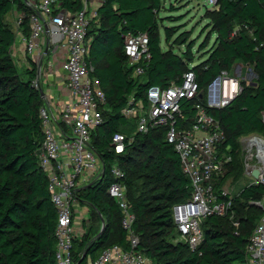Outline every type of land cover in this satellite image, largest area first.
<instances>
[{
  "label": "trees",
  "instance_id": "16d2710c",
  "mask_svg": "<svg viewBox=\"0 0 264 264\" xmlns=\"http://www.w3.org/2000/svg\"><path fill=\"white\" fill-rule=\"evenodd\" d=\"M60 2L62 9L72 14L82 8L81 0ZM14 9L26 14L21 28L26 37L31 34L28 18L32 11L26 0H0V264H57L58 211L39 160L45 139L41 110L46 101L42 89L34 84L38 67L33 64L24 78L13 58L16 34L7 16ZM164 10V0H107L89 29L94 76L100 79L107 98L104 123L92 134V148L103 172L75 193L79 206H90L91 216L89 225L84 224V235L74 240V264L94 262L113 246L129 248L124 214L108 194L115 183L125 187L129 211L135 217L132 229L140 240L138 251L149 264H249L247 247L263 216L256 203L264 195V185L246 186L232 197L225 216L205 219L204 241L198 250L176 243L179 232L172 210L191 198V179L167 142V128L140 133V120L125 118L122 111L131 100L147 108L151 88L180 84L189 71L204 90L223 71L232 73L241 63L242 79L244 73L254 79L250 84L242 81L243 92L231 106L209 111L225 132L222 152L232 158L226 174L215 181L220 201H229V196H222L224 185L231 178L238 181L245 176L240 140L254 134L264 139V0H217L216 7L205 13L216 39L206 52L208 58L197 66H192L196 42L188 43V32L180 33L172 43L180 26L165 27L168 50L164 51L161 27L165 19L160 17ZM139 34L148 36L151 59L131 67L125 45L130 36ZM180 47L185 51L177 53ZM207 48L208 40L201 50ZM137 67L144 73L135 77ZM198 104V99L182 101L180 129H191ZM117 134L133 138L121 154L112 145ZM115 166L124 172L123 180L114 178ZM104 222L103 234L94 241ZM84 254L87 257L81 261Z\"/></svg>",
  "mask_w": 264,
  "mask_h": 264
},
{
  "label": "built area",
  "instance_id": "2783aa9c",
  "mask_svg": "<svg viewBox=\"0 0 264 264\" xmlns=\"http://www.w3.org/2000/svg\"><path fill=\"white\" fill-rule=\"evenodd\" d=\"M106 1L81 0V10L72 14L62 9L60 0H26L32 11L28 18L31 34L24 39L26 52L38 60L45 59L43 38H47L50 45L49 53L63 52L62 68L67 74V86L74 98L59 116L51 108L44 107L41 110L45 139L39 160L49 178V191L58 211L57 264H74L73 243L82 235L78 231L76 217L78 203L75 193L80 188L79 183H89L103 172V165L92 148V134L104 123L103 110L107 106V98L100 79L94 76L88 33L92 23L98 20L99 10ZM207 2L213 8L217 5V0ZM26 17L25 14L18 21L19 27ZM148 45L146 34L127 39L125 54L131 67L151 59ZM50 65L53 66V63ZM143 73V68L137 67L135 77ZM34 84L38 88L39 80ZM242 92V74L232 75L223 71L201 90L194 72L189 71L184 74L180 84L172 83L166 89L151 88L147 108L131 100L122 111L125 118L140 120V133L167 128V142L180 156L182 170L193 186L191 198L172 210L174 224L179 232L176 243H184L192 251L198 250L204 241L203 221L213 215L225 216L232 206L230 194L223 190L222 196H229V201H220L215 190L216 179L226 174V166L232 162V158L222 152L226 141L225 132L209 111L228 108ZM193 99L199 100L196 120L191 129H180L178 122L184 117L182 101ZM62 123L71 131L70 136L61 128ZM132 140L123 134L115 135L112 144L115 152L123 153L127 141ZM251 165L247 164V171L252 176L257 168ZM112 174L117 180L125 177L117 166L112 169ZM255 184L264 185V176L255 180ZM108 194L119 203L124 214L123 226L127 231L129 248L113 246L89 264H149L150 260L138 251L140 240L132 229L135 217L129 211L124 185L113 184ZM256 205L263 211V216L247 247V256L249 264H264V195Z\"/></svg>",
  "mask_w": 264,
  "mask_h": 264
},
{
  "label": "rangeland",
  "instance_id": "374dc122",
  "mask_svg": "<svg viewBox=\"0 0 264 264\" xmlns=\"http://www.w3.org/2000/svg\"><path fill=\"white\" fill-rule=\"evenodd\" d=\"M165 10L162 11L160 17L165 19L164 26L161 27V38H162V47L164 51L168 50V47L165 43V27H179V33L174 36L172 39V43H174L175 39L180 33L188 32V36H190L188 43L196 42L195 48L193 50L195 62L192 66H197L208 58L206 54L209 49L213 46L215 42V37L211 36L210 28L208 27L209 21L205 18V13L207 10H212L213 7L207 2V0H165L164 3ZM176 8V9H172ZM208 40V48L207 50H201V46L204 42ZM177 47V46H176ZM176 49H179L178 47ZM185 51V47H180V50H175L177 53L180 51ZM242 64H237L234 73H238L242 68ZM19 68L20 74L26 77V70L24 68ZM252 74L249 76L244 73L242 81L250 84V80L254 79ZM254 137L263 138L261 135L254 134L248 137H244L240 140L241 142V162L245 167V176L238 181H235L233 178L229 179L223 187V190L230 194L231 197L237 196V194L246 186H249L255 183L254 178L248 173L247 164L251 163L252 168H262L263 164L257 158V152L254 148H247V139H252ZM251 155V156H250ZM251 157L253 158L251 160ZM239 195V194H238ZM88 216V208H83L80 217L87 218Z\"/></svg>",
  "mask_w": 264,
  "mask_h": 264
},
{
  "label": "crops",
  "instance_id": "0c3cea01",
  "mask_svg": "<svg viewBox=\"0 0 264 264\" xmlns=\"http://www.w3.org/2000/svg\"><path fill=\"white\" fill-rule=\"evenodd\" d=\"M24 15L25 13L19 11L18 9H14L7 16V21L16 34V43L13 47V58L15 59L17 66L20 68H24L25 70L31 69L33 64L38 67L37 79L39 80V87L42 90H44L46 94V99H45L46 107L49 109L51 108L53 113L56 116H59L63 108L66 105L70 104L72 101H74L71 90L67 86L68 84L67 74L62 68L64 53L57 52L54 54V52L51 51L49 55L42 60H38L34 57H30L26 52L25 43H24V39L27 37L24 35L21 26L20 27L18 26V21ZM42 42L45 43V46L47 47V38H43ZM165 43H166V39H165ZM50 50H54V49L51 48ZM50 63H53V66H51ZM41 64L42 67H40ZM237 64L239 65L241 63H237ZM60 126L66 133L67 130L66 126L63 123ZM102 171H103V167H102ZM89 183L80 182L79 185L80 187H84ZM240 192L238 194H240ZM83 208H88L87 218L80 217ZM90 216H91L90 206L88 205L77 206L76 208L77 227H78V231L82 233L81 236H83L85 233L84 224L86 223V225H89L90 223Z\"/></svg>",
  "mask_w": 264,
  "mask_h": 264
},
{
  "label": "water",
  "instance_id": "95a60500",
  "mask_svg": "<svg viewBox=\"0 0 264 264\" xmlns=\"http://www.w3.org/2000/svg\"><path fill=\"white\" fill-rule=\"evenodd\" d=\"M49 48H50V45L49 43H47V47L45 49V56H48L49 54ZM42 67V64L41 66ZM242 74V69L239 70L238 72V75L241 76ZM41 96L43 99H46V94H45V91L44 90H41ZM260 176H264V165L262 166V168L260 169H255L253 172H252V177L255 179V180H259ZM105 227H106V224L105 222L103 223V227H102V230L100 232V234L95 238L94 241H96L97 239L100 238V236L103 234L104 230H105ZM87 257V254H84L83 258L81 261H84Z\"/></svg>",
  "mask_w": 264,
  "mask_h": 264
},
{
  "label": "bare ground",
  "instance_id": "6f19581e",
  "mask_svg": "<svg viewBox=\"0 0 264 264\" xmlns=\"http://www.w3.org/2000/svg\"><path fill=\"white\" fill-rule=\"evenodd\" d=\"M247 147L254 148L257 152V158L264 165V139L254 137L248 140Z\"/></svg>",
  "mask_w": 264,
  "mask_h": 264
}]
</instances>
